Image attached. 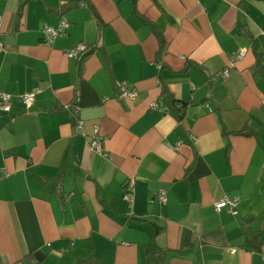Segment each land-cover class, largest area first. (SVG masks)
<instances>
[{
    "label": "crops",
    "instance_id": "0c3cea01",
    "mask_svg": "<svg viewBox=\"0 0 264 264\" xmlns=\"http://www.w3.org/2000/svg\"><path fill=\"white\" fill-rule=\"evenodd\" d=\"M0 16V264H264V0H0Z\"/></svg>",
    "mask_w": 264,
    "mask_h": 264
},
{
    "label": "built area",
    "instance_id": "2783aa9c",
    "mask_svg": "<svg viewBox=\"0 0 264 264\" xmlns=\"http://www.w3.org/2000/svg\"><path fill=\"white\" fill-rule=\"evenodd\" d=\"M84 6V5H82ZM2 22L3 19L0 16V46H3L2 44ZM70 26L68 22H61L60 26L58 28L54 27H46L43 30V34L47 42H52L56 38L63 36L65 34V30ZM90 48L84 44L79 43L76 46H74L71 50L68 51L67 56L69 59H81L83 56L88 54ZM247 50L241 49L239 52L236 53V60H241L246 55ZM232 64L231 66H233ZM223 76L226 78L229 76V71L225 70L223 71ZM40 93L39 90H35L34 92L27 93L23 96H20L19 100L22 102L27 108H30L32 105L35 104L36 96ZM119 97L121 99H127L131 101H135L138 97V92L135 88H131L128 84L122 83L119 86ZM12 108V96L9 94H0V110L5 113H9ZM66 111L70 112L73 116L79 115V109L77 106H66ZM84 125L83 120H78L76 124L77 129H82ZM103 138L99 134V129L96 128L94 135L90 141V148L94 150L97 153H104L103 150ZM8 177V173L5 170H0V179ZM130 186H133V182L129 183ZM131 192V189H130ZM158 200L161 204H166L168 202L167 194L164 189L160 190V192L157 195ZM126 198L129 200L131 199V195H127ZM240 199L238 197H228L225 196L223 199L215 203V209L217 211L221 210H228L229 212L235 213V210H237L238 204Z\"/></svg>",
    "mask_w": 264,
    "mask_h": 264
},
{
    "label": "trees",
    "instance_id": "16d2710c",
    "mask_svg": "<svg viewBox=\"0 0 264 264\" xmlns=\"http://www.w3.org/2000/svg\"><path fill=\"white\" fill-rule=\"evenodd\" d=\"M255 50H256V54H257L258 60H259V67H261L262 71L264 72L263 58L259 55L258 49H256V47H255ZM162 97H163V104L166 107H168L170 110L175 107L176 102L173 99V97L169 94L167 89L163 90ZM182 109H183V111H185V108H182ZM181 117H182V114L179 116V118H181ZM223 133H224V135H228V133L226 132L225 128L223 129ZM236 134L245 135V136L248 135V133L246 132V129L242 130L241 132L236 133ZM58 196H60V195H58ZM148 248H149V250L152 253H156V252L160 251L153 241L148 245ZM28 259L31 260V261L33 260L32 256H28ZM35 264H38V263H35ZM76 264H108V263L101 262V261L97 260L95 257H90V258H87V259L79 260V261L76 262Z\"/></svg>",
    "mask_w": 264,
    "mask_h": 264
}]
</instances>
